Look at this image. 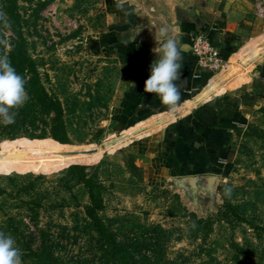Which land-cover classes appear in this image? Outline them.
<instances>
[{
  "label": "rangeland",
  "instance_id": "374dc122",
  "mask_svg": "<svg viewBox=\"0 0 264 264\" xmlns=\"http://www.w3.org/2000/svg\"><path fill=\"white\" fill-rule=\"evenodd\" d=\"M0 11V55L26 45L17 72L29 99L14 110L11 136L0 132V230L15 237L23 264H264V102L211 183L218 207L203 211L202 200L198 214L180 182L137 174L152 163L160 171L152 146L133 129L124 137L132 124L116 114L124 71L100 42L112 23L104 0H0ZM77 155L87 183L69 170L83 165L68 162ZM92 198L99 209L88 214ZM110 236L119 255L101 251Z\"/></svg>",
  "mask_w": 264,
  "mask_h": 264
},
{
  "label": "crops",
  "instance_id": "0c3cea01",
  "mask_svg": "<svg viewBox=\"0 0 264 264\" xmlns=\"http://www.w3.org/2000/svg\"><path fill=\"white\" fill-rule=\"evenodd\" d=\"M104 9L112 23L100 42L120 58L124 71L116 114L132 124L124 128V137L133 129L134 140L152 146L160 171L155 173L152 163L136 173L180 182L190 210L202 214L204 200L203 211H214L219 195L213 184L191 186L184 179L206 176L215 183L230 167L238 129L264 102V0H104ZM162 26L182 53L181 97L175 106L144 92L150 65L158 58L153 49L165 39L159 35ZM203 30L227 62L221 73L201 67L192 53L191 37Z\"/></svg>",
  "mask_w": 264,
  "mask_h": 264
},
{
  "label": "clouds",
  "instance_id": "9594fccd",
  "mask_svg": "<svg viewBox=\"0 0 264 264\" xmlns=\"http://www.w3.org/2000/svg\"><path fill=\"white\" fill-rule=\"evenodd\" d=\"M4 13L0 11V18ZM169 29L162 26L159 35L165 38L160 48L153 51L158 58L150 65V75L144 84V92L158 96L165 105L175 106L181 93L178 82L182 78V53L177 41L168 38ZM26 81L13 66L10 57L0 55V123L11 125L15 123L14 110L23 106L29 99ZM132 89L134 82H129ZM231 189H226L230 194ZM0 264H23L22 252L15 237L11 233L0 230Z\"/></svg>",
  "mask_w": 264,
  "mask_h": 264
},
{
  "label": "trees",
  "instance_id": "16d2710c",
  "mask_svg": "<svg viewBox=\"0 0 264 264\" xmlns=\"http://www.w3.org/2000/svg\"><path fill=\"white\" fill-rule=\"evenodd\" d=\"M20 50L17 49L16 51V55H13L12 57H10V59L12 60V64L16 67V70L20 69V67H23V63H24V58L22 57L21 53H23L26 50V45L24 43V41L20 40V43L18 44ZM1 55H9V52H6L5 49L2 50ZM19 125V117L16 114V119H15V123L11 124V125H7V124H3L0 123V132L3 133L5 136H11V134L9 132H11L14 128L18 127ZM67 140V139H65ZM80 162L83 165H76V166H72L70 167V171H80L82 174L81 180L84 183H87V176L85 174L87 167L84 165L85 163H87L86 158L83 155H77L74 157H69L68 158V162ZM92 203L90 205H87L85 207L86 213L88 214H92L93 212L97 211L99 209V207L94 208V205H96L95 200L92 198ZM94 216V215H92ZM98 221V220H96ZM100 237L104 238V233H100ZM116 238L113 236H110L109 238H106L105 241L100 242L99 244H104L105 246L101 247V251L105 254L108 253V248L112 247L111 251H114L117 255H119V251L115 248L116 245ZM110 249V248H109ZM124 256V255H123ZM125 257V256H124ZM120 258V264H134V258L131 259V261H129L126 257L124 258ZM48 264H58L55 263L54 261ZM87 264H100V261L98 262H88ZM107 264H117V263H107Z\"/></svg>",
  "mask_w": 264,
  "mask_h": 264
},
{
  "label": "built area",
  "instance_id": "2783aa9c",
  "mask_svg": "<svg viewBox=\"0 0 264 264\" xmlns=\"http://www.w3.org/2000/svg\"><path fill=\"white\" fill-rule=\"evenodd\" d=\"M192 53L198 58L201 67L213 73L227 69V62L222 58L219 44L211 40L206 31H199L191 37Z\"/></svg>",
  "mask_w": 264,
  "mask_h": 264
},
{
  "label": "water",
  "instance_id": "95a60500",
  "mask_svg": "<svg viewBox=\"0 0 264 264\" xmlns=\"http://www.w3.org/2000/svg\"><path fill=\"white\" fill-rule=\"evenodd\" d=\"M184 181L188 184H190L191 186L195 185V182H201V183H209L211 184L212 182H214V179L212 177H206V176H199L197 178H185Z\"/></svg>",
  "mask_w": 264,
  "mask_h": 264
}]
</instances>
